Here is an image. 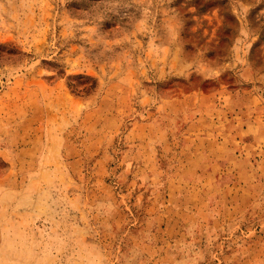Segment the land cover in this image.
I'll return each instance as SVG.
<instances>
[{
    "label": "rangeland",
    "instance_id": "obj_1",
    "mask_svg": "<svg viewBox=\"0 0 264 264\" xmlns=\"http://www.w3.org/2000/svg\"><path fill=\"white\" fill-rule=\"evenodd\" d=\"M0 264H264V0H0Z\"/></svg>",
    "mask_w": 264,
    "mask_h": 264
}]
</instances>
